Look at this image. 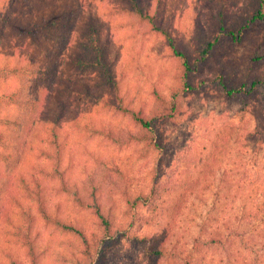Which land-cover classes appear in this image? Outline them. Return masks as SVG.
I'll list each match as a JSON object with an SVG mask.
<instances>
[{"label":"trees","instance_id":"trees-1","mask_svg":"<svg viewBox=\"0 0 264 264\" xmlns=\"http://www.w3.org/2000/svg\"><path fill=\"white\" fill-rule=\"evenodd\" d=\"M1 1L0 26L5 28L0 27V36L5 40L11 31L19 40V44L10 41L15 50H10L7 61L0 64V84L16 82L10 92L0 95V234L4 232L14 245L13 252L5 251L3 264H24L18 255L20 250L28 264H43L46 249L41 247L38 220L74 240L72 264H107L125 232L140 219L150 228L162 223L154 236L146 234L140 239L149 246L146 253L155 263L164 259L169 264H215L214 259L207 260L215 248L233 258V264H264V175H254L247 181L234 172L219 175L216 169L224 161L230 141L241 144L234 126L216 134L203 169L188 176L187 184L171 201L163 200L156 189L145 193L142 186L136 185L134 170L154 153L166 149L169 126L183 120L185 103L198 95L220 94L228 101H236L243 116L254 120L245 136L255 148L254 156L264 153V52L259 47L264 37V0H249L244 9L237 8L240 0H205V22L196 17L186 41L177 38L158 10L145 0H121L127 15L163 38L175 61L173 82L165 93L158 88L153 91L154 106L149 113L122 95L109 41L92 14L81 32L77 50L68 57L64 55L73 40L78 12L83 13L87 0H52L53 8L40 16L25 13V3L19 13L17 5L24 0ZM22 15L26 16L25 22ZM248 43L255 50L239 55L236 49ZM12 56L14 62L9 59ZM86 75L92 76L91 82L81 80ZM69 90L80 91L88 101L127 117L134 124L135 131H129L122 142L130 150L123 162L125 170L111 168L119 177L112 182L115 184L107 201L102 200L101 185L86 186L67 176L61 125L66 113L64 97ZM12 106L13 115L1 116L2 110ZM19 111L22 117L17 114ZM38 125L46 129L49 137L44 152L49 169L26 176L16 169L26 152V134H14L28 129L31 133ZM90 129L98 131L95 126ZM9 131L15 133L8 136ZM107 134L114 135L112 130ZM216 176L223 177L222 197H231L229 207L222 205V214H227V210L232 213L199 224L193 246L186 247L187 243L181 242V230L186 229L181 224L184 200L198 191L200 183L205 184L200 192L207 190ZM44 177L51 181L55 192L94 216L96 231L88 230L82 220L69 218L60 205L52 207ZM20 192L23 201L18 196ZM146 207L150 214L147 217L142 214Z\"/></svg>","mask_w":264,"mask_h":264},{"label":"rangeland","instance_id":"rangeland-1","mask_svg":"<svg viewBox=\"0 0 264 264\" xmlns=\"http://www.w3.org/2000/svg\"><path fill=\"white\" fill-rule=\"evenodd\" d=\"M204 1L145 0L152 9L158 10L171 32L183 41L191 37L196 17L201 23L205 22L202 13L206 7ZM248 1L240 0L237 8L244 9ZM86 2L83 13L78 12L73 40L64 55L68 57L73 50H77L81 32L92 14L99 21L103 37L109 41L110 57L121 82L122 95L127 102L149 113L154 106L153 91L158 88L165 93L173 82L175 61L170 56L163 38L127 15L121 0H87ZM24 3L26 4L25 13H31V16L48 14L54 6L52 0H24L22 4L17 5L19 13ZM25 18L26 16H21L24 22ZM0 27L4 29L5 25ZM7 37L3 40V36H0V64L7 61L10 50H15L10 41L19 44L15 32L9 31ZM249 47L248 43L236 50L239 55L255 50ZM259 47L264 52V37L260 39ZM9 59L14 62L13 56ZM80 78L86 82L92 81V76L90 78L89 75ZM15 85L14 80L3 82L0 84V95L10 92ZM55 89L52 94L54 98L57 97V86ZM64 98L66 105L63 106L66 113L61 129L66 144L64 164L67 176L86 186L101 185L102 200L107 201L108 193L115 184L112 182L119 177L111 168L117 166L125 170L123 162L130 150L122 142L129 131H135L134 124L129 118L88 101L78 90L67 91ZM13 109L12 106L10 110H2L1 116L13 115L15 113ZM17 114L22 117L20 111ZM87 124L90 128L95 126L98 131L87 128ZM253 125V117H244L236 101H228L220 94L198 95L188 99L184 107L183 120L168 128L166 149L154 153L148 160L140 163L139 167H135L138 180L136 185L142 186L145 193L156 189L163 200L171 201L172 196H175L187 184L186 178L197 175L198 171L203 169V161L210 156V143L216 134L233 126L239 131L241 144L230 141L224 161L216 167L217 173L220 175L224 172H234L247 181L254 175H264V153L260 157H255V148L245 137L246 131ZM103 126L106 131H101ZM109 130H112L114 135H108ZM23 132L26 134L23 136L27 143L23 146L26 152L16 168L17 171L20 170L21 173L29 176L32 173L37 174L40 170L49 169L48 159L44 155L49 142L46 129L38 125L32 129L31 133L28 129L20 133L9 131L7 135L15 133L14 135L17 136ZM118 139L120 141H117ZM222 178L211 177L214 182L208 185L207 190L200 192L205 186L200 183L198 191L185 198L181 224L186 229L181 230V242L187 243L186 247L193 246V236L199 235V224L212 217L216 216L219 220L232 213L227 210L228 213L224 215L221 211L222 205L229 207L231 202V197L228 200L222 197L221 192H224L221 189L223 188ZM43 181L52 207L60 205L62 212L69 218L84 221L90 231L97 230L96 220L90 212L80 210L68 197L55 192L52 189L53 184L47 177H44ZM18 196L22 201L24 200L21 192ZM24 204L27 203L24 201ZM148 211V207L144 208L143 216H149ZM157 221L161 222L162 219ZM211 221L214 223L213 220ZM159 225L150 228L142 219L136 220L129 227L128 232H125L126 235L120 240L116 252L108 257L107 264H169L168 260L164 259L157 263L152 261L146 253L149 246L140 241L146 234L154 236V233L156 234L160 229ZM37 227L40 231L41 247L46 249L43 264H72V253L76 251L72 245L74 240L69 235L44 226L40 220L37 221ZM127 227L128 223L124 228ZM12 249L14 245L10 242V237L2 232L0 234V264L6 262L5 251L13 252ZM18 255L24 264H28L22 250ZM211 258L214 259L215 264H233V258L220 249L212 248L207 255V260Z\"/></svg>","mask_w":264,"mask_h":264}]
</instances>
